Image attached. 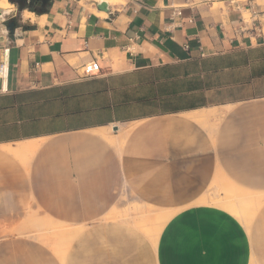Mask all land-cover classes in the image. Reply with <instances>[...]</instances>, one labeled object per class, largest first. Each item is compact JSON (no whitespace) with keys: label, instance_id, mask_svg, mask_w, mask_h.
<instances>
[{"label":"crops","instance_id":"obj_1","mask_svg":"<svg viewBox=\"0 0 264 264\" xmlns=\"http://www.w3.org/2000/svg\"><path fill=\"white\" fill-rule=\"evenodd\" d=\"M106 1H10L0 227L85 226L66 264H264V212L251 229L200 199L219 167L264 191V0ZM125 187L174 211L156 244L109 218ZM47 263L0 246V264Z\"/></svg>","mask_w":264,"mask_h":264},{"label":"rangeland","instance_id":"obj_2","mask_svg":"<svg viewBox=\"0 0 264 264\" xmlns=\"http://www.w3.org/2000/svg\"><path fill=\"white\" fill-rule=\"evenodd\" d=\"M212 130L214 129L210 130L211 133ZM127 131L128 129L124 130L118 139L125 141L123 136L127 135ZM113 143L117 148H120L116 144V141H113ZM261 161L264 162V159ZM251 177L257 181L261 176L257 174ZM233 188H237L238 191H231ZM239 191L251 195L248 202H246L242 208L240 207L241 204L239 205V203H237L241 194ZM200 199L215 200L213 204L230 211L251 229L254 227L258 217L264 212V191L249 190L242 187L239 185L238 181L226 173L222 167H219L214 180ZM137 201L136 197L125 187L118 201V205L109 212L108 216L112 220L126 222L136 227L146 238L156 244L163 226L174 214V211L147 207L138 204ZM229 203L238 205L239 209H242V213L237 214L233 208L231 210L225 206V204ZM84 227L85 226L73 227L63 223L53 224L46 221L8 223L0 227V246L12 247L16 245V242L21 240L27 242L28 247L35 245L41 248L44 259L48 261L47 264H66L68 250ZM19 235L23 236V238L16 239L14 237Z\"/></svg>","mask_w":264,"mask_h":264},{"label":"built area","instance_id":"obj_3","mask_svg":"<svg viewBox=\"0 0 264 264\" xmlns=\"http://www.w3.org/2000/svg\"><path fill=\"white\" fill-rule=\"evenodd\" d=\"M177 14L181 15V11L178 10ZM246 23L247 20L245 18H241L240 20L241 25L238 27L239 30L244 29ZM9 76H10L9 49L5 48L0 58V80L2 84L1 90L4 92L8 90Z\"/></svg>","mask_w":264,"mask_h":264},{"label":"clouds","instance_id":"obj_4","mask_svg":"<svg viewBox=\"0 0 264 264\" xmlns=\"http://www.w3.org/2000/svg\"><path fill=\"white\" fill-rule=\"evenodd\" d=\"M15 11V5L10 3L9 0H0V25H4V21ZM23 20L28 21L34 19V13L30 11H24ZM0 36L7 37L8 30L6 27L0 28Z\"/></svg>","mask_w":264,"mask_h":264},{"label":"bare ground","instance_id":"obj_5","mask_svg":"<svg viewBox=\"0 0 264 264\" xmlns=\"http://www.w3.org/2000/svg\"><path fill=\"white\" fill-rule=\"evenodd\" d=\"M101 2H103V1H105V2H107L106 0H100ZM112 3H114V4H116V3H118L120 0H110ZM10 2V1H9ZM231 191H238V189L237 188H233V189H231ZM241 194H240V197L238 198V200H237V203H239V205H240V207L242 208V206H244V204L246 203V202H248V200H249V198L251 197V195L249 194V193H246V192H243V191H239ZM247 200V201H246ZM225 206L226 207H228L229 209H231L232 210V208H233V210L235 211V213H237V214H240V213H242V209L240 208L239 209V207H238V205H236V204H234V203H229V204H225ZM247 217H248V215H247ZM249 218V217H248ZM51 243V242H50ZM52 243H54V242H52Z\"/></svg>","mask_w":264,"mask_h":264},{"label":"water","instance_id":"obj_6","mask_svg":"<svg viewBox=\"0 0 264 264\" xmlns=\"http://www.w3.org/2000/svg\"><path fill=\"white\" fill-rule=\"evenodd\" d=\"M10 1H12V0H10ZM26 1H29V2L33 3V2H36V1H39V0H26ZM43 1L46 2L48 0H43ZM15 3H17L18 6H20V3L18 1H16ZM98 6H99L100 9L107 10V2H105V1L100 2Z\"/></svg>","mask_w":264,"mask_h":264}]
</instances>
